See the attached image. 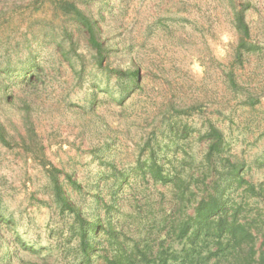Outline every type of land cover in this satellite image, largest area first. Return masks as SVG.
Instances as JSON below:
<instances>
[{"label": "rangeland", "instance_id": "1", "mask_svg": "<svg viewBox=\"0 0 264 264\" xmlns=\"http://www.w3.org/2000/svg\"><path fill=\"white\" fill-rule=\"evenodd\" d=\"M65 2L99 26L108 69L138 68L139 86L94 64L85 32L62 10ZM243 2L0 0V123L10 140L0 144V264H104L101 251L83 261L71 216L51 199L43 160L81 184L80 194L65 190L83 216L104 221L112 206L123 232L153 251L173 192L130 174L154 150L183 179L197 177L207 121L223 131L229 158L264 195V0H246L259 50L231 66L238 42L232 7ZM230 70L239 90L228 87ZM248 93L257 98L254 106L246 104ZM191 191L197 194L193 185ZM241 192L231 195L237 203ZM239 215L264 230L261 198L245 197ZM253 237L219 264H242L249 248L254 261L261 239ZM210 247L197 241L195 264H217L207 258Z\"/></svg>", "mask_w": 264, "mask_h": 264}, {"label": "trees", "instance_id": "2", "mask_svg": "<svg viewBox=\"0 0 264 264\" xmlns=\"http://www.w3.org/2000/svg\"><path fill=\"white\" fill-rule=\"evenodd\" d=\"M241 8L232 7V27L238 37V42L231 55V66L241 64L244 54L254 53L259 50V41L254 42L252 31L246 13L248 3L243 0ZM63 8V12L71 16L85 32L86 42L92 54L94 64L101 69H108L107 47L101 40L100 28L95 20L82 12L74 3ZM60 54L65 57V48L61 42L57 43ZM109 72L126 79L133 87L139 86L141 78L138 68L134 69H108ZM228 87L238 89V84L233 71L226 75ZM246 104L254 106L257 98L252 93L246 96ZM244 101V102H245ZM182 135L186 138L190 129L184 125ZM205 149L201 159V168L198 176L189 175L188 180L183 179L181 170L172 165L165 167L163 161L156 157L154 150L149 151V156L137 166L131 175L142 180L151 181L173 192L169 208L164 211L165 229L160 246L153 251L150 246H141L136 240L123 232L111 214L112 206L105 212V220L96 214L91 219L83 216L68 197L65 186L80 194L81 184L69 174H62L61 170L51 163L42 162L48 176V185L51 199L58 211L68 214L72 218L70 231L77 239L78 251L84 262L88 263L96 251H101L104 264H195L197 241L206 239L211 245L208 248L207 258H213L219 264L228 254L241 250L252 242L256 235L261 239L257 257L251 261L255 253L251 248L241 257L242 264H264V230L255 226L256 220L240 218V211L244 206V198H261L264 195L257 191L256 186L250 183L242 174V165L233 162L228 156V143L223 131L210 120L200 138ZM0 144L10 146V140L0 123ZM36 160L39 156H35ZM63 176V178H62ZM127 176V175H126ZM127 176V179L130 178ZM126 177H124V181ZM122 184V183H121ZM126 184L129 183L126 181ZM191 185L196 195L191 191ZM121 189L119 186L118 191ZM242 190L240 202L237 203L233 192ZM116 194L115 192L112 195ZM194 196L193 200L190 198ZM97 197V196H96ZM97 199L103 203L101 196ZM255 231H252L254 230ZM104 239H101L102 235ZM181 247L174 250V247Z\"/></svg>", "mask_w": 264, "mask_h": 264}]
</instances>
